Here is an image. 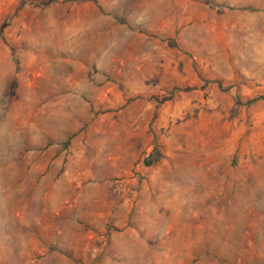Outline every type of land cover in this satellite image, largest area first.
<instances>
[{"label": "rangeland", "instance_id": "obj_1", "mask_svg": "<svg viewBox=\"0 0 264 264\" xmlns=\"http://www.w3.org/2000/svg\"><path fill=\"white\" fill-rule=\"evenodd\" d=\"M236 96L264 97V0H0V264H264Z\"/></svg>", "mask_w": 264, "mask_h": 264}, {"label": "trees", "instance_id": "obj_2", "mask_svg": "<svg viewBox=\"0 0 264 264\" xmlns=\"http://www.w3.org/2000/svg\"><path fill=\"white\" fill-rule=\"evenodd\" d=\"M229 9H232V8H229ZM218 87L220 89H222V85L221 84H218ZM227 90V89H226ZM260 100H264V97H256V98H253L251 100H248V101H245V102H242L241 99L239 97L236 96L235 98V102L237 105H246V106H250ZM155 154V156H154ZM160 158V153L157 151V149L154 150L153 154L151 155L150 159L149 160H146L145 161V165L147 166H151L153 165L158 159Z\"/></svg>", "mask_w": 264, "mask_h": 264}]
</instances>
